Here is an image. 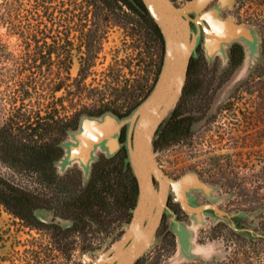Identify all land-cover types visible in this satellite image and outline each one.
Returning <instances> with one entry per match:
<instances>
[{
	"label": "rangeland",
	"instance_id": "rangeland-1",
	"mask_svg": "<svg viewBox=\"0 0 264 264\" xmlns=\"http://www.w3.org/2000/svg\"><path fill=\"white\" fill-rule=\"evenodd\" d=\"M92 1L0 0V129L11 127L14 139L25 140L34 127L55 128V121H68L72 115L101 116L108 111L121 118L154 84L163 40L126 6L112 10ZM172 1L180 6L186 0ZM9 2L15 4L11 10L6 8ZM216 3L211 0L207 7ZM55 6L56 39L51 22ZM228 13L253 27L257 44L250 49L236 41L242 59L231 68L228 46L209 59L200 41L193 57V93L181 107L182 115H192L194 121L185 136L157 147V160L171 177L189 170L200 173L211 192L207 196L192 190V201L242 212L234 217L242 229L211 212L196 222L171 194L168 205L189 231L187 248H181L171 217L165 215L151 246L135 264H264V0H235L232 7L221 9L222 16ZM93 36L97 55L88 66L85 58ZM52 136L53 130L40 138ZM124 136L125 128L123 146ZM60 140L73 142L71 131ZM62 148L54 171L63 181H41L36 171L11 169L2 159L0 176L43 198L81 197L93 164L113 155L97 145L85 170L77 159L66 161ZM125 169L120 202L114 199L117 192L107 193L101 211L105 217L86 220L78 231L59 228L71 225L72 219L57 209H36L43 223L31 224L0 203V264H90L95 250L117 239L130 217L134 204Z\"/></svg>",
	"mask_w": 264,
	"mask_h": 264
},
{
	"label": "water",
	"instance_id": "water-1",
	"mask_svg": "<svg viewBox=\"0 0 264 264\" xmlns=\"http://www.w3.org/2000/svg\"><path fill=\"white\" fill-rule=\"evenodd\" d=\"M210 1L186 0L178 6L172 0H142L163 40V59L154 84L121 118L108 111L101 116L80 117L77 127L67 131H71L74 141L60 143L66 148L65 160L77 159L85 170L97 145L108 156L124 147L125 163L137 183L136 201L122 225V234L107 247L96 249L90 264H135L151 246L165 215H170L171 227L181 248L186 249L189 231L168 205L171 194L196 222L201 221L203 213L211 212L234 229H242L234 218L241 217L242 212L230 213L207 202H193L192 190L200 189L208 196L211 186L194 170L169 176L157 160L159 151L154 144L158 129L170 118L183 93L189 63L197 55L200 41L209 59L219 51L225 52L227 46L230 49L236 41L250 49L257 44L252 26L236 22L229 13L221 15V9L232 7L235 0H216L215 5L207 7Z\"/></svg>",
	"mask_w": 264,
	"mask_h": 264
},
{
	"label": "trees",
	"instance_id": "trees-1",
	"mask_svg": "<svg viewBox=\"0 0 264 264\" xmlns=\"http://www.w3.org/2000/svg\"><path fill=\"white\" fill-rule=\"evenodd\" d=\"M94 3H101L105 5L106 7H109L110 9H121L122 6H126L131 10L132 13L140 16L149 26V20L152 22L155 33L158 34V37L162 41V35L161 32L157 26V24L153 21V19L150 17L145 5L143 4L142 0H93ZM96 40L95 37H91L88 43L87 47V56L85 58L87 65L91 66L93 61L96 58L97 55V49H96ZM242 59V51L238 52L236 50V45L231 46V52H230V67L234 68L237 66ZM194 58H191L187 73V79L183 88V93L172 113L170 118L160 126V128L157 131L156 137L154 139L155 147H159L160 145H164L166 143H170L172 141L178 140L179 138L185 136L190 126L192 125L194 118L192 115H182V109L181 107L186 103L187 98L193 93L192 88V80H193V74H194ZM263 66V65H259ZM153 84V83H152ZM152 86V85H151ZM149 90V89H148ZM147 93V92H146ZM261 97H264V94H260ZM136 103H134L130 108H128L125 111V114L129 112V110L135 106ZM78 121H74L73 123H64L59 125L58 129L59 133H67L68 129L70 128H76L78 125ZM41 128H44L42 126ZM31 130V128H30ZM33 132L30 131V133H26L24 136L25 140H16L14 139V135L11 131V127H3V130L1 131L0 135L1 138L3 137V141L5 144H7V150L4 152L5 157L8 160V165L11 169H31L33 171H36V145H37V139L33 138L35 136L38 130V127L33 128ZM5 138V139H4ZM27 139V140H26ZM61 140L58 141V145L62 148L60 145ZM54 143L48 145L49 150L52 153H55L56 149L55 147H52ZM51 147V148H50ZM63 152V151H62ZM61 156V154L53 160L55 161ZM120 158V177H121V168L126 167L125 171L126 174H128L131 185V197H132V205L135 202V196L137 193V187L135 178L132 175L130 167L125 163V157L126 152L124 148H121L118 152L115 153L114 157L109 160L108 162L114 160L115 158ZM51 158V155L48 154V157L45 159L46 163H49V160ZM114 165H110L108 163L105 164V174L109 175L110 172L114 173ZM48 168V167H46ZM114 175V174H113ZM97 187V184L95 185ZM35 194L33 192L27 191L25 189L19 188L16 184L7 182L3 177L0 176V202L3 203L9 211L12 213L20 216L23 219H26L29 223H35V216L33 215L32 210L35 207Z\"/></svg>",
	"mask_w": 264,
	"mask_h": 264
},
{
	"label": "flooded vegetation",
	"instance_id": "flooded-vegetation-1",
	"mask_svg": "<svg viewBox=\"0 0 264 264\" xmlns=\"http://www.w3.org/2000/svg\"><path fill=\"white\" fill-rule=\"evenodd\" d=\"M46 1V0H45ZM54 3H56V0H52ZM8 6L6 8L10 9L12 8L15 4L14 3H10L7 4ZM11 10V9H10ZM56 6H55V11L52 12L51 15V22L53 24V29H54V38L56 39V27H57V17H56ZM149 31L151 33H153L154 31V27L152 22L149 20ZM53 40V47H56V40ZM233 45H236V50L238 52H241V46L239 43H234ZM56 49V48H55ZM231 52V48L229 49V55ZM55 116V118L57 117V115H53ZM79 118V115H72L68 118V121H55L54 125L55 128H49L48 127H44L41 128V126H38V130H37V134L35 135V138L37 139V145H36V172L37 175L39 176V178H41V181H48L49 183H54V182H58V181H63L64 177H59L55 174L54 171V162L57 160H53V158L59 156L61 154H63V148H61L58 145V141L61 139V137H64L66 133H59V129H58V124H64L66 122L68 123H73L74 121H77ZM52 126V125H51ZM5 128V127H4ZM3 130V127H1L0 129V133ZM49 130V131H48ZM55 131V136H52L50 138L45 137V138H40L42 136H44L46 133L51 132V131ZM58 135L60 137H58ZM5 139V138H4ZM54 143V145L52 147H55L56 151L55 153L50 152V150L48 149L50 144ZM7 144L4 143L3 141V137L1 138L0 135V159L3 160V162H5L6 164H8V160L4 155V152H6L5 150H7ZM51 148V147H50ZM48 154L51 155V158L49 160V163H46V158L48 157ZM115 155V154H114ZM114 155L112 157H102L101 159H99L98 161H96L93 166H92V170H91V175L90 178L88 180V183L86 184L85 188H84V192L82 194V196H78L76 198H72V197H68V198H64V199H60L58 200L56 195L53 196V194H51L50 197L48 198H43L42 194L37 192L35 193V207L32 210L33 215L35 216V221H37L38 223H43L42 220L38 219L37 216L35 215V210L36 209H41V208H54L56 210V212L58 211L59 215L65 218H71L72 219V223L69 226L66 227H59L62 228L61 230H79L82 227V224L88 220L90 223L94 222L95 220H100L101 218H104L105 216H103V214L101 213L102 209H105V206L107 204L106 200V194L111 192V191H115L117 192V194L114 193V199L115 201L120 202V186H119V181H120V158L118 157L114 164H110V162H108V159L111 160ZM60 156V157H61ZM108 163L109 166L114 165V173L110 172L109 175L105 174V164ZM48 167V168H46ZM114 174V175H113ZM199 176L201 177L200 173H198ZM133 175V174H132ZM135 178V177H134ZM7 182H9L8 179L4 178ZM131 181V180H130ZM136 182V179H135ZM97 184V187L95 186ZM130 184H132L130 182ZM136 187H137V183H136ZM119 191V193H118ZM119 196V198H118ZM137 196V193H136ZM136 196H135V201H136ZM1 203V202H0ZM135 203V202H134ZM207 203L213 204L215 206H217L218 208L219 205L211 202V201H207ZM6 209H8L3 203H1ZM54 204V205H53ZM174 206V205H173ZM180 206V205H179ZM178 205H175L174 207H179ZM181 207V206H180ZM182 208V207H181ZM221 209V208H220ZM16 215V214H15ZM18 216V215H17ZM20 217V216H19Z\"/></svg>",
	"mask_w": 264,
	"mask_h": 264
}]
</instances>
